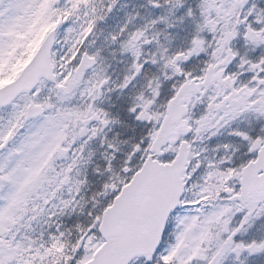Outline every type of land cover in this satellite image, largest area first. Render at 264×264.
<instances>
[{
    "label": "snow or ice",
    "instance_id": "snow-or-ice-1",
    "mask_svg": "<svg viewBox=\"0 0 264 264\" xmlns=\"http://www.w3.org/2000/svg\"><path fill=\"white\" fill-rule=\"evenodd\" d=\"M0 264H264V0H0Z\"/></svg>",
    "mask_w": 264,
    "mask_h": 264
}]
</instances>
